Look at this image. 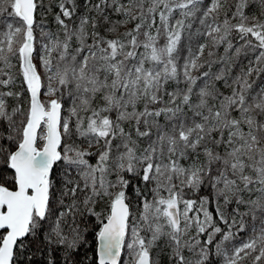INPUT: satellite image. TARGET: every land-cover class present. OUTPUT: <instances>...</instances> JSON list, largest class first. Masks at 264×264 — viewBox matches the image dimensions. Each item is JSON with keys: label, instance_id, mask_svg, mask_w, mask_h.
I'll list each match as a JSON object with an SVG mask.
<instances>
[{"label": "snow or ice", "instance_id": "obj_1", "mask_svg": "<svg viewBox=\"0 0 264 264\" xmlns=\"http://www.w3.org/2000/svg\"><path fill=\"white\" fill-rule=\"evenodd\" d=\"M201 2L127 0L124 4L120 0H112L114 11L125 19L107 29L108 32H116L120 24L139 22L134 28L111 38L102 35L94 21L93 30L89 33L87 17L81 18L79 28L69 30L58 14L56 19L64 28L63 39L56 38L45 44V54L40 56V61L45 72L50 73L46 95L55 96L61 88L69 89L68 96L73 106L69 109V116L65 117L60 99L52 98L46 102L39 99L41 76L33 63L36 0H0V13L7 11L10 17L19 21L18 24H7V31L0 33V62L7 65L10 57L18 58L23 80L30 92L24 120L20 128H13L17 136L8 137L16 140L15 150L0 144L3 163L11 170L9 177L0 179V264H13L20 238L32 233L39 222L54 214L52 173L56 162L61 160L69 170L64 173L60 203L63 205L67 197L72 198V203L50 225V235L55 236L57 243L66 246L69 258L65 264H69L70 251L80 239L78 225L67 224L64 218L69 214L74 217L79 209L76 197L81 191V181L83 190H90L82 201L86 211L92 212L88 205L94 203V197H108V213L101 218L102 227L97 233L98 260L99 264H117L131 219L124 191L129 181L122 173H133L146 183H155L153 199H145L139 218V223L151 232V238L142 237L140 228L132 226L133 240L127 244L134 253L132 264H152L149 248L162 236H166L173 245L176 264H192L183 255V250L193 251L197 247L200 252L195 264H206L213 243L217 255L223 258V264H247L248 260L251 264H264V220L239 246L225 247V242L235 235L232 229L245 227L242 221L235 219L239 205L245 203L240 198L244 190L251 191L253 184H259L256 191L261 193L260 198L248 203L253 210L264 209V89L252 95L248 79L254 71L261 70L259 65H264V21L244 14L248 0H236L235 11H231L233 5L227 4V0H208L204 6L198 7ZM260 2L264 6V0ZM102 5L107 7V0H101L94 7L100 12ZM59 7L62 16L70 18L76 10L75 0H61ZM222 11L224 18L220 22ZM177 12L180 18L176 17ZM229 12L232 18L238 19V23L231 22ZM191 18L199 20L197 33L206 38L207 43H200L195 51L188 49L181 72L176 54L185 29L192 27L187 23ZM152 29H155V34ZM233 31L240 34L243 48L258 51L255 57L257 67L250 64L246 71H241L233 81L230 95L205 85L199 89L193 103V86L200 77L192 75V72L209 63H201L206 48L223 44ZM161 36L166 41L163 46L158 45ZM89 39L91 43H88ZM74 40L78 42L75 48L72 47ZM232 47L229 41L225 54ZM140 48L144 51L140 52ZM241 50L236 48V55ZM207 55L211 57L214 53L208 51ZM220 59L223 61L225 56ZM181 74L187 88L167 92L168 82H178ZM200 75L207 79L209 73L201 72ZM221 78L216 76L217 80ZM52 81L61 87H55ZM8 83V80H0V84ZM162 94L168 97V101L164 107H159L164 103ZM3 95L13 93L0 94V118L8 120L12 127L14 121L5 110ZM97 98L100 103L93 107ZM141 102L144 107L138 111L137 105ZM185 108L191 116L184 111ZM81 111L86 115L81 116ZM17 112L19 109H13V113ZM112 112L117 114L115 119L109 115ZM233 112H238V115L234 116ZM161 116L167 118L169 130H163L157 122L156 118ZM72 117L76 118V133L86 138L89 145L93 141L97 144L103 142L96 165L85 159L90 155L86 150L74 143L63 142V137L72 131ZM133 120L137 137L150 140L143 149H138L131 133L125 132L121 126L122 121ZM153 127L157 129L155 140L151 139ZM117 139L120 144H115ZM38 142H42V147H37ZM201 148L203 161L199 159ZM189 150L195 158L185 167L180 161L189 155ZM113 155L116 184L106 179L107 162ZM73 167L78 173L76 179L71 176ZM246 169H251L254 175L246 174ZM175 180L179 181V189ZM206 181L218 198L223 197L224 205L233 200L237 203L231 224L225 210L217 206L216 216L227 225V231L215 222L207 208V198H201L199 206L195 200L183 199L184 187L197 190ZM117 187L119 190L112 191ZM162 191L168 195H162ZM93 214L100 218V214ZM65 227L68 228L67 233L64 232ZM190 229H195V236L185 240L184 236ZM201 234L207 236L206 241L196 238ZM217 234L222 237L218 243L213 239Z\"/></svg>", "mask_w": 264, "mask_h": 264}, {"label": "trees", "instance_id": "obj_2", "mask_svg": "<svg viewBox=\"0 0 264 264\" xmlns=\"http://www.w3.org/2000/svg\"><path fill=\"white\" fill-rule=\"evenodd\" d=\"M61 0H36L37 8L34 13V52L33 59L36 60L39 73L43 82L41 89L47 88L49 84L48 75L46 73L43 65L40 61V56L44 55V45L48 44L50 40L59 38L63 39L64 28L60 25L56 19L57 15L60 14L61 18L64 19L65 24L68 25L69 30L77 29L80 25V20L82 17H87L89 19V24L86 25L87 31L90 33L92 29V21L101 24L102 28H99L102 35L108 37L117 36L120 33L124 32L127 29L134 28V22H129L127 24H120L116 32H108L107 29L112 27L114 24H117L120 21H123L125 17L122 14H119L114 11L112 7V0H107V7L102 5V11L98 12L94 5L101 3V0H75V12L70 18H65L61 14V9L59 7ZM121 3L127 4V0H120ZM208 3V0H202L201 5L198 7L204 6ZM236 0H227V4L233 5L231 11H235ZM227 7V5H225ZM71 7V5H69ZM96 10V12H95ZM244 14L248 17H257L260 21H264V6L261 5L260 0H248L247 6L244 8ZM200 15V13H198ZM8 12L4 11L0 13V33L7 31V24H18L19 21L17 18L10 17L7 18ZM105 17L107 19L105 20ZM176 17H179V13H176ZM224 18L223 11L221 12L220 22ZM228 18L232 23H238V19L232 18L231 12L228 14ZM252 21L250 20L249 23ZM96 23V24H97ZM192 25L191 29H185L181 43L178 45V51L176 54L177 63L181 67L184 63V57L188 55V49L191 48L193 51L196 50L197 46L200 43H207L206 38L202 37L197 33V29L200 28L199 20L196 18H191L187 21ZM99 27V25H98ZM97 27V28H98ZM191 32V36L189 35ZM48 34V35H45ZM141 39L143 37L141 36ZM162 42L165 41L163 36L160 37ZM159 41V42H161ZM231 42L233 47L229 50L228 54H225V47H227L228 42ZM161 42V43H162ZM88 43H91V40H88ZM244 41L241 40L240 34L233 31L225 42L214 48H206L205 53L202 57L201 63L204 64L205 61L209 63L204 64L200 69L194 70L192 75L200 77L196 85L193 86L192 93V102H196V96L199 92V89L205 85L218 90L224 95H230L232 91L233 81L235 78L241 74V71L247 70V67L251 64L254 68L257 67V62L255 60L258 51H253L250 49L243 48ZM78 46V42L75 40L72 42V47L75 48ZM236 48H242L239 55H236ZM140 52H143L144 49L140 48ZM208 51L214 53L213 56L209 57L207 55ZM221 56H225V59L222 61ZM55 63V60H54ZM261 70L254 71L249 77V82L252 85L251 94L255 95L261 89H264V65H259ZM201 72L209 73L207 79L200 75ZM221 76L222 78L217 80L216 76ZM0 80H8L7 85L0 84V94L13 93V95H3L2 98L5 101V110L12 116L14 124L10 127V122L4 118H0V144L5 148H10L11 150L15 149L16 140H9V136H17V132L13 128H20L21 121L24 120V116L27 113L29 107V95L27 92L26 83L23 80V75L20 70L19 60L16 57H10L9 63L6 65L3 62H0ZM55 87L60 88L55 81L51 82ZM187 82L184 80L182 74L180 75L179 81H169L166 86L167 92L176 91L178 88L185 90L187 88ZM69 89L67 87L61 88V91L56 93L55 97L60 99L63 105L62 115L65 117L69 116V109L73 106L72 99L68 96ZM18 94V95H17ZM163 95V94H162ZM46 102V100H43ZM164 103L159 104V107H164L165 103L168 101V97L163 95ZM100 103L99 98L93 103V107H96ZM143 103L137 105V110H143ZM13 109H19V112L13 113ZM131 111V109H129ZM185 112L191 116L190 111L185 108ZM81 116H85L86 113L81 111ZM113 119L116 118V112L109 113ZM234 116L238 115V112H233ZM157 122L163 130H169L170 126L168 125L167 118L161 116L156 118ZM76 118L72 117L70 119V126L72 131L63 137V142L65 144L74 143L81 149L86 150L90 155L86 156L85 159L88 160L89 164L96 165L99 160L98 153L102 150L101 141L100 144H97L95 141L89 145L86 138L80 137L75 131ZM121 126L124 128L125 132L131 133L132 139L137 142L138 149H143L147 147L150 143L149 138L147 137H137L136 134V123L135 121H122ZM247 129L245 128V131ZM157 129L153 127L151 129L152 136L151 139H156ZM121 141L117 139L115 144H120ZM40 143L38 142L37 145ZM40 146V145H39ZM123 150V149H121ZM223 151V149H219ZM62 151V149H61ZM201 161L204 160L203 149H199ZM113 153L115 154V147H113ZM195 158V154L191 153L189 150V155H186L180 163L187 167L192 159ZM4 156L0 154V179L9 177L11 175V170L7 168L3 163ZM115 155L109 159L107 162V175L106 179L112 184H116L117 176L115 174ZM139 167V166H138ZM68 169V166L64 161H58L54 165V170L52 173V179L54 183L53 196H52V208L54 214L44 221L39 222L37 228L30 234L26 235L18 241L17 246L14 251L13 264H65L66 258L68 256V250L66 246L61 245L56 242L55 236L50 235L51 227L56 217L59 216L60 212L66 211V206L72 203V198L67 197L64 199L63 205L60 203L61 192L64 188V173ZM71 176L73 179L78 178V173L73 167L70 169ZM248 169H246V174H248ZM99 176V173H97ZM124 179L129 181V184L124 188L126 195V202L130 205L131 219L129 220V228L126 231L125 243L123 244L122 255L124 254V259L127 256L128 247L127 244L131 243L133 240L131 228L133 225L144 229L145 226L139 223L140 213L143 211V202L145 199L151 201L153 199V189L155 183H146L144 182L139 175L133 173H122ZM215 175V172H213ZM174 183L179 189V181L175 180ZM81 191L77 193V202L79 203V209L75 212V216L69 214L65 217L67 224L79 227L80 239L77 241L76 245L70 251L69 264H98L96 257V246H97V233L101 227V218L107 215L108 213V197L107 196H98L94 197V203L88 205L92 209V212L85 210L82 201L85 196L90 194V190H83V182L80 183ZM243 187V185H241ZM260 187L259 184H253L252 190H244L240 194V198L245 201L244 204L239 205L238 212L235 215L237 222L242 221L245 227L241 230L233 228L232 231L235 233L232 240L225 242V247L232 248L233 246H239L242 242L246 241L253 233L254 228L258 229L260 227V221L264 220V209L256 208L253 210L252 205L248 202L250 200H257L260 198L261 193L256 191ZM119 190V188H114L112 191ZM183 199H192L197 201V206H199V200L201 198H207V208L212 213L215 222L227 231V225H224L218 220L216 216V209L219 205L222 207L228 218L229 224L232 223V214L237 210V203L235 200L231 201L229 205H224L223 197H217L216 192L211 188V186L205 182V184L197 189L190 190L187 187H184L183 190ZM164 196H167L166 191L161 193ZM182 207V205H181ZM100 214V218L97 215ZM196 213H192L195 215ZM255 217V219H253ZM201 218H203L201 216ZM147 230V229H146ZM168 229L165 228V231ZM68 228H64V232L67 233ZM150 232V231H149ZM148 232V233H149ZM151 233V232H150ZM195 236V229H190L189 232L184 236V239L187 240L190 237ZM151 238V235H150ZM201 241H206L207 236L201 234L196 237ZM215 242H219L222 237L220 234H217L214 238ZM22 245V246H21ZM211 250L209 252V261L206 264H223V258L216 253V245L213 243L210 246ZM200 249L197 247L195 250L190 251L188 249L183 250V255L190 261L192 264H195V261L199 259ZM149 256L152 264H176L173 257V245L169 243V240L166 236H162L159 240L155 241L149 248ZM124 262V261H123ZM247 264H251V260L247 261Z\"/></svg>", "mask_w": 264, "mask_h": 264}, {"label": "rangeland", "instance_id": "obj_3", "mask_svg": "<svg viewBox=\"0 0 264 264\" xmlns=\"http://www.w3.org/2000/svg\"><path fill=\"white\" fill-rule=\"evenodd\" d=\"M95 12H96V10H95ZM8 19H9V16L7 17ZM93 22V21H92ZM137 22H139V21H134V26H135V23H137ZM96 23H97V21H96ZM98 25H99V27H98ZM97 29H99V28H102V26H101V24H99V23H97ZM152 32H153V34H155V29H152L151 30ZM159 41H161L160 40V38L158 39V45L159 46H163L164 45V43L166 42V41H164V42H159ZM5 50H6V48H5ZM33 63L36 65V67H37V71H38V73H39V67H38V64H37V62H36V60L35 59H33ZM40 74V73H39ZM41 83H42V86H43V82H42V79H41ZM47 87V86H46ZM47 91H48V88H46L45 89V91H44V89H41V100L43 101V100H49V99H52V98H56L55 96H49V95H46V93H47ZM40 144V146L39 145H37V147H42V142H39ZM248 174L249 175H254L253 173H252V170L251 169H248ZM161 223H163V221H161ZM147 228H146V226H145V228L143 229L142 227H141V232H140V235L142 236V237H144V238H146V239H150V235H151V233L148 231V230H146ZM149 232V233H148ZM133 259H134V253L130 250V249H128V251H127V256L125 257V259H124V254L122 255V258H121V261H120V264H132V261H133ZM124 261V262H123Z\"/></svg>", "mask_w": 264, "mask_h": 264}, {"label": "water", "instance_id": "obj_4", "mask_svg": "<svg viewBox=\"0 0 264 264\" xmlns=\"http://www.w3.org/2000/svg\"><path fill=\"white\" fill-rule=\"evenodd\" d=\"M27 86V85H26ZM27 92H28V95H29V102H30V92L28 91V89H27ZM39 99L41 100V91H40V93H39ZM42 101V100H41ZM15 150V149H14ZM101 227H102V225H101ZM20 239H22V238H20ZM98 249H99V239H98V236H97V246H96V257H97V262H98V264H99V260H98ZM122 250H123V245H122V247H121V253H120V257H119V259H118V262H117V264H120V261H121V258H122Z\"/></svg>", "mask_w": 264, "mask_h": 264}]
</instances>
